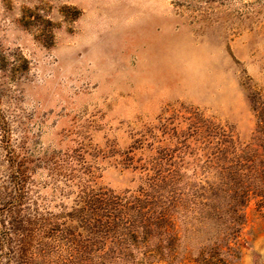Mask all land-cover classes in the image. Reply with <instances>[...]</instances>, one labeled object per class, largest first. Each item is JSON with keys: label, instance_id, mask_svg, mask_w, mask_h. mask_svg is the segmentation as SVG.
I'll list each match as a JSON object with an SVG mask.
<instances>
[{"label": "rangeland", "instance_id": "374dc122", "mask_svg": "<svg viewBox=\"0 0 264 264\" xmlns=\"http://www.w3.org/2000/svg\"><path fill=\"white\" fill-rule=\"evenodd\" d=\"M0 66V113L40 205L71 209L85 183L123 193L173 169L201 179L195 121L242 141L256 129L264 0H0ZM5 161L0 147V183ZM247 211L235 256L189 242L173 264H264V210Z\"/></svg>", "mask_w": 264, "mask_h": 264}, {"label": "trees", "instance_id": "16d2710c", "mask_svg": "<svg viewBox=\"0 0 264 264\" xmlns=\"http://www.w3.org/2000/svg\"><path fill=\"white\" fill-rule=\"evenodd\" d=\"M250 100L256 129L249 141L212 119L194 122L189 134L204 145V178L183 180L173 169V178L159 173L123 193L85 183L73 207L58 212L32 196L0 113L8 172L0 183V264H173L189 242L202 257L235 256L248 207L264 210V94L253 91Z\"/></svg>", "mask_w": 264, "mask_h": 264}]
</instances>
